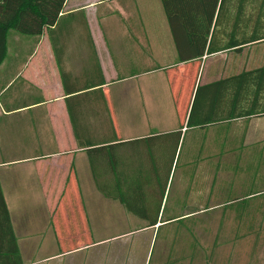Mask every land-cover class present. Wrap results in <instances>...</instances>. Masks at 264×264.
I'll use <instances>...</instances> for the list:
<instances>
[{
    "label": "crops",
    "instance_id": "1",
    "mask_svg": "<svg viewBox=\"0 0 264 264\" xmlns=\"http://www.w3.org/2000/svg\"><path fill=\"white\" fill-rule=\"evenodd\" d=\"M161 4L65 0L57 23L44 27L35 47L24 44L19 52L14 45L20 38L13 36L0 64V187L11 227L10 235L0 210V250L15 241L22 264H71V255L108 239L84 238L103 214L140 223L116 236L163 224L145 227L95 184L110 191L118 180L124 189L141 182L143 199L162 197L159 214L167 198L169 213H177V197L198 199L202 192L213 208L214 177L222 172L234 178H217L222 191L241 196L255 184L264 115L207 129L206 158L191 171L192 160L184 155L178 185L177 130L198 84L264 66V39L246 43L244 36L245 23L263 22L264 15L226 10L219 40L232 47L178 62ZM234 85L224 97L229 108L244 101L233 95ZM184 132L187 149L197 150L196 132ZM218 134L228 138L215 142ZM108 203L111 210L100 212Z\"/></svg>",
    "mask_w": 264,
    "mask_h": 264
},
{
    "label": "trees",
    "instance_id": "2",
    "mask_svg": "<svg viewBox=\"0 0 264 264\" xmlns=\"http://www.w3.org/2000/svg\"><path fill=\"white\" fill-rule=\"evenodd\" d=\"M251 1L254 0H160L176 53L178 54L177 61L185 62L196 58L200 59L204 55H210L216 51L231 48L232 45H228L232 41L230 43H221L219 40L223 25V14L228 9L231 14L237 13V11L243 14L245 13L244 4H250ZM64 2L65 0H0V64L7 57L8 47L13 46V43L9 39L13 31L15 33L13 36L17 35L20 38L18 44L14 45L19 47V52L23 50L21 48H23L24 44L29 46V50L32 49L39 41L44 27H51L57 23ZM236 2L240 5L239 8L233 7ZM250 9L248 14L255 12L264 15V0H256ZM244 26L246 43L264 39V21L245 23ZM13 36L11 38L12 41ZM236 50L241 51L242 48H237ZM27 55L24 57H27ZM232 82L235 84L233 89L230 88L233 91V95L237 99L241 98L244 101L238 106L229 108L224 99L228 96V84H232ZM262 115H264V66L252 71L243 72L235 76L234 79L221 78L208 84H198L194 91L185 123L179 126L177 130V168L181 166L179 164L184 155H189L192 160L193 166L188 168L191 171L197 167L196 161H203L206 158L204 154L207 129L221 127L222 123L229 122V119L234 117H259ZM183 127H185V130L191 129L196 132L194 134V142L197 144V150L187 149L188 136H186V132L183 135L181 134V128ZM227 138L228 136L223 138L218 134L215 136V142H222ZM243 138L244 136L240 137L241 143L243 142ZM221 153L222 151L219 155ZM255 156H257L259 166L255 169L254 178L262 184L264 180V149L256 152ZM171 162L166 166V184L169 174H171ZM220 170L221 168H216V171ZM188 178L193 180V174L191 173ZM217 178V176L214 177L215 192L213 208L209 203L211 201L209 198L206 201L202 200L204 199V197H200L203 195L202 192L198 194V203L202 202L203 205L191 208L189 198L177 197V213H169L170 199L167 198L161 214H159V210L162 197L159 200L154 198L143 199L140 196L142 194L140 191L142 188L141 182L126 184L127 188L124 189L121 186L122 183H119L118 180V183L113 184V188L110 191L100 184L95 185L103 197L117 201L128 214L142 221L145 227H152L158 224V222L164 225L176 222L177 227L181 229L180 232L177 231V244L181 241V231L187 232L191 237V240H188L189 242L187 243L188 250L191 252L190 257L196 255L199 248H203L194 232V228L196 225L202 224V222L206 223V219L197 216V213L211 214L213 209L219 207H221V215L228 216L232 213L233 220L238 222L240 226L241 223L239 222L245 224L248 222L245 226V234H255L254 246H256L257 242H259V234L262 229L257 226L259 223L255 225L254 222L252 223V220L254 215L261 216L264 214V186L260 184L255 187V184H253L247 187L244 195L240 196V192H236L235 190L222 191V186L220 184L217 186ZM187 194L188 192L186 196ZM160 195H163V189ZM259 196L260 199L255 201V203L254 199ZM261 202H263L262 205ZM256 204L259 206H256ZM0 210L3 212L4 223L11 235L8 210L1 187ZM185 210H189V213H183ZM195 212L197 213L194 214ZM220 226H222V223ZM236 226L235 240L240 237L238 232L239 226ZM219 231H221V227L218 229L213 247H216L219 243ZM176 246L175 244L172 249H169V255L175 254V256H167L165 264H175L179 261L178 259L183 260L184 256L177 254ZM213 247L210 248L209 254L213 252ZM228 262H230L229 258L226 264ZM0 264H22L15 241L12 243V246L6 248L5 252L0 250Z\"/></svg>",
    "mask_w": 264,
    "mask_h": 264
},
{
    "label": "rangeland",
    "instance_id": "3",
    "mask_svg": "<svg viewBox=\"0 0 264 264\" xmlns=\"http://www.w3.org/2000/svg\"><path fill=\"white\" fill-rule=\"evenodd\" d=\"M256 0L251 1L250 4H244L245 14H248L250 7ZM152 6V5H151ZM229 7V6H228ZM221 20V19H220ZM9 39L12 42V36ZM14 38V37H13ZM11 46H9V49ZM262 136V134H261ZM185 153V152H183ZM183 158V157H182ZM181 165V163L179 164ZM181 168H177V185L181 181L180 174ZM248 176V174H247ZM219 181L224 179H231L232 176L227 173L218 174ZM234 180V178H232ZM236 180V179H235ZM233 182V181H232ZM261 182L255 181V187L260 185ZM234 189L237 188V184L233 182ZM231 186V188L233 187ZM264 186V180L261 184ZM201 194V193H200ZM204 194V192H203ZM201 195L200 197H203ZM194 197V196H192ZM259 197L254 199L258 201ZM206 201V198L202 199ZM191 208L203 205L198 203L197 198L190 199ZM210 201L209 203H211ZM256 203V202H255ZM263 202H261L262 205ZM260 205V206H261ZM256 206H259L256 204ZM112 208L109 203L100 212L110 211ZM119 208V207H118ZM220 208L213 209L212 213H197V216L204 217L206 223L196 225L194 232L198 237L199 243L203 248H199L197 254L190 257V250H188L187 243L191 240V237L185 231H181V241L177 244V231L180 232V228L177 227L176 222L169 224H163L159 229H143L139 231H132L120 236L118 234L129 231L133 227H137L140 223L134 218V221L125 220L124 223L114 221L109 215L103 214L99 217L102 218L101 225H96L93 230L88 231L90 235H87L86 241L105 240L101 244L92 245L89 250L73 254L70 256L71 264H165L167 256L174 257L175 254L169 255V249H172L176 244L177 254H182L183 260L178 259L175 264H226L229 258L228 264H264V214L254 215L252 223L255 225L259 223V228L262 230L259 234V242L255 244V234H245V226L248 222L241 223L233 220V214L228 216L221 215ZM121 212V209H118ZM188 211V210H185ZM264 211V209H263ZM99 212V215H100ZM196 214V213H194ZM129 217V214H127ZM224 217V218H223ZM133 218V217H132ZM222 223V226H220ZM236 225L239 226V239L235 240ZM219 231V243L216 247H213L214 239ZM115 236V237H113ZM113 237V238H110ZM213 247V252L209 254L210 248ZM61 249V248H59ZM91 254V255H90ZM207 254V255H206ZM209 254V255H208ZM178 256V255H177ZM210 256V257H209ZM174 264V263H173Z\"/></svg>",
    "mask_w": 264,
    "mask_h": 264
}]
</instances>
